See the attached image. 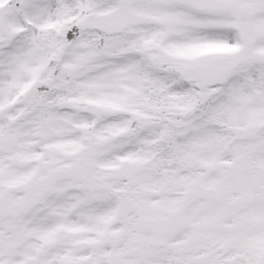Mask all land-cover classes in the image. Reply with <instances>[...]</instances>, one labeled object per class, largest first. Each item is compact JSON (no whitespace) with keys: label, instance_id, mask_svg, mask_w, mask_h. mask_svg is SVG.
I'll return each mask as SVG.
<instances>
[{"label":"snow or ice","instance_id":"6c2138e0","mask_svg":"<svg viewBox=\"0 0 264 264\" xmlns=\"http://www.w3.org/2000/svg\"><path fill=\"white\" fill-rule=\"evenodd\" d=\"M0 264H264V0H0Z\"/></svg>","mask_w":264,"mask_h":264}]
</instances>
